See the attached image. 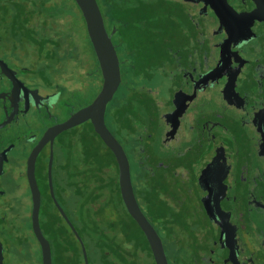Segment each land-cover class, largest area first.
I'll use <instances>...</instances> for the list:
<instances>
[{"label":"flooded vegetation","instance_id":"obj_1","mask_svg":"<svg viewBox=\"0 0 264 264\" xmlns=\"http://www.w3.org/2000/svg\"><path fill=\"white\" fill-rule=\"evenodd\" d=\"M14 1L0 0L2 264H41L33 231L36 192L37 222L52 264L57 258L80 264L81 246L69 224L81 239L85 202L99 190V154L106 160L102 179L113 189L117 164L90 121L56 135L51 130L89 106L100 91L90 89L101 84L97 74L89 83L28 66L14 12L5 10L16 8ZM179 2L196 20L190 27L204 37L198 74L178 76L175 94L181 95L171 97L169 89L164 103L155 89L131 99L114 94L104 122L109 112L106 128L127 157L134 197L168 264H264V22L252 16L253 0ZM131 103L141 106L140 121L131 120ZM118 111L129 112L125 125ZM137 162L142 185L158 193L155 222L148 201L134 192Z\"/></svg>","mask_w":264,"mask_h":264},{"label":"trees","instance_id":"obj_2","mask_svg":"<svg viewBox=\"0 0 264 264\" xmlns=\"http://www.w3.org/2000/svg\"><path fill=\"white\" fill-rule=\"evenodd\" d=\"M103 18V23L108 34L112 33V43L116 48L118 60L121 65L122 82L121 84L124 94H128L133 90L132 94H148L147 88L143 85L139 86L130 81L128 69L144 74L146 65H156L155 58L161 57L162 51L155 50V46L149 51H141V63L133 64V59L137 50H130L127 39L130 33H134V28H140L152 18L153 10H157L159 6L164 5L170 7L172 3L168 0H95ZM16 8L9 7V10L17 13L12 14L14 25L20 31L17 34L19 41L27 43L35 52L38 70L44 75L59 77L67 75L70 77H81L85 81L98 75L99 84H101V76L94 55L93 49L89 42L85 24L82 15L73 0H22L18 2ZM219 4L227 6L225 0H218ZM31 3V7L28 5ZM177 9V8H175ZM161 52V54H160ZM149 62V63H148ZM85 73V74H84ZM82 74V75H81ZM84 74V75H83ZM146 75V74H144ZM135 79L139 78V73L133 74ZM151 77V76H149ZM133 86V88H130ZM136 86V88H135ZM135 88V89H134ZM98 87H92L90 91L93 94L98 92ZM128 102V100H126ZM132 104V103H131ZM130 114L131 120L136 118L140 121L142 114L141 106L133 103ZM129 106V103L127 104ZM129 112L118 111L116 113L117 120L121 125H125V120ZM106 127H110V115L106 113ZM102 145V143H100ZM103 154H99V190L93 195V201L85 202L84 223L89 224L93 229L95 241V252L98 254L100 264H154L150 250L144 239L143 234L127 215L119 196L117 178L115 189L111 188L109 182L102 176H107V172H103L105 165ZM137 176L134 180V192L137 198L143 197L148 201V213L153 222L157 219V211L159 205L157 203L158 193L155 190H147L142 185L141 168L136 163ZM139 196V197H138ZM98 208L95 213L88 212L92 207ZM158 207V208H157ZM166 208L161 210L165 211ZM100 222L102 225L100 226ZM85 230V227H84ZM84 233V232H83ZM57 235V237H56ZM55 248L57 255L60 253V234H56ZM82 263L83 257L80 254ZM56 264H64V260L57 258Z\"/></svg>","mask_w":264,"mask_h":264},{"label":"water","instance_id":"obj_3","mask_svg":"<svg viewBox=\"0 0 264 264\" xmlns=\"http://www.w3.org/2000/svg\"><path fill=\"white\" fill-rule=\"evenodd\" d=\"M73 1L82 15L87 36L96 57L101 75V88L98 95L89 106L83 108L70 117L66 122L51 130V133L52 135H56L86 121L91 122L95 134L115 158L118 169V186L121 200L126 212L143 233L149 246L154 264H168L158 235L143 216L134 197L127 157L120 144L106 128L104 122L106 106L111 101L121 84L120 64L111 40L112 33H107L102 15L95 0ZM253 2L256 8L253 10L252 16L257 20L264 22V0H253ZM38 202L39 197L36 192L35 207L33 210V231L40 247L41 264H52L49 244L42 236L37 222ZM58 209L62 213L59 207ZM69 226L81 246L84 264H88L83 243L73 227L70 224ZM1 250L0 245V264H2Z\"/></svg>","mask_w":264,"mask_h":264},{"label":"rangeland","instance_id":"obj_4","mask_svg":"<svg viewBox=\"0 0 264 264\" xmlns=\"http://www.w3.org/2000/svg\"><path fill=\"white\" fill-rule=\"evenodd\" d=\"M17 1L20 2L22 0ZM168 1L172 3L170 7L161 5L157 10H153L152 18L147 24L140 28H134L133 30L135 32L132 34L130 33L127 39V44L129 45L130 50H137L133 59H130L131 63H129V65H132V63L139 64L141 59L138 54L143 50L149 51L150 48H153V45L155 46V50L159 49V51H162V54L160 52L161 57L157 56L155 58L156 65L145 66L144 74L146 75L138 70L137 72H134L130 67L128 69V79L134 81L136 86H139V84L141 86L144 85L149 91L155 89L157 91L156 97L161 103H164L170 96V93L168 92L169 89L171 90V97L177 98L181 95L178 93L175 94L180 85V82L177 80L178 76H181L182 74L184 77L186 75L189 80H192L195 78L196 74H198L196 66L199 64L198 57L203 54L200 49L203 47L204 43V37L201 34L194 32L192 26L190 27L193 23L191 21L195 20L194 16L191 14L192 11H188L187 6L182 5L179 0ZM28 7H31V3H29ZM20 49L26 55V62H28L27 65L30 66L29 64H35L37 68L39 64L37 63V60L33 58L34 52L30 46L27 43H22ZM180 58H182L183 63H177ZM136 73H139L138 79L131 77ZM183 77L181 78L183 79ZM93 78L91 77L88 79V82L91 83ZM124 81L125 77H123V82ZM130 88H133V86H130ZM132 91L133 90H130L128 94H124L122 88H119L115 93V98L122 99V97L130 96L131 99L133 97ZM101 225L100 222V226ZM84 227L85 230L82 234L81 241L86 251L87 263L100 264L98 254L94 249L96 241L93 236L94 231L89 224L87 225L84 223ZM102 227L105 226L102 225ZM17 249L18 248H16V250ZM167 254L169 256L168 250ZM35 255L36 262H38L39 251L37 248L35 249ZM11 260L14 261V258L12 257ZM79 263L83 264L81 258L79 259ZM146 264L150 263L147 262Z\"/></svg>","mask_w":264,"mask_h":264}]
</instances>
